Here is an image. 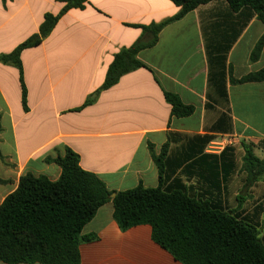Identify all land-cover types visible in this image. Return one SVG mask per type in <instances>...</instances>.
Here are the masks:
<instances>
[{"label":"crops","instance_id":"crops-1","mask_svg":"<svg viewBox=\"0 0 264 264\" xmlns=\"http://www.w3.org/2000/svg\"><path fill=\"white\" fill-rule=\"evenodd\" d=\"M57 0H0V56L39 32ZM180 8L171 0H87L65 14L53 32L21 54L22 71L0 61V206L31 173L56 181L61 168L49 162L68 149L82 169L112 192L159 186L152 152L164 147V189L230 212L254 225L264 242V176L249 183L245 147L264 159V81H239L264 69V48L252 51L264 24L250 7L233 11L226 1L201 5L168 24L157 44L141 51L145 67L126 75L97 100L114 56ZM26 105L22 103V81ZM165 92L193 106L191 116L171 115ZM112 201L99 209L80 247L81 264H181L152 239V228L122 231ZM0 264H5L0 262Z\"/></svg>","mask_w":264,"mask_h":264},{"label":"trees","instance_id":"trees-1","mask_svg":"<svg viewBox=\"0 0 264 264\" xmlns=\"http://www.w3.org/2000/svg\"><path fill=\"white\" fill-rule=\"evenodd\" d=\"M180 11L159 24L140 26L145 34L133 45L122 48L110 65L103 85L86 101L93 104L99 94L120 79L145 65L138 59L141 51L155 46L160 32L170 23L183 18L201 5L221 0H171ZM233 11L252 8L264 24V0H223ZM63 7L58 14H45L39 32L13 52L1 55L0 61L22 71L21 54L42 43L60 19L72 9H83L87 0H57ZM264 48V35L255 45L251 59L257 60ZM22 81V103L25 110L26 88ZM264 69L239 81L263 82ZM171 105V115L191 116L195 108L185 105L174 94L165 92ZM0 116V132H2ZM264 150V144L260 145ZM255 147H245L244 171L252 184L264 176V159L254 153ZM165 146L153 159L159 168V186H138L117 192L111 199L106 184L94 173L82 169L78 154L68 149L65 156L49 162L61 168V176L52 181L31 173L22 176L18 188L0 206V262L5 264H81L80 247L97 239L84 235L85 226L100 208L113 203V218L122 231L139 225L152 228L153 241L169 252L181 264H264V242L258 229L239 220L230 212L211 206L207 201L190 197L184 190L164 189L163 161ZM0 183L3 181L0 179Z\"/></svg>","mask_w":264,"mask_h":264}]
</instances>
